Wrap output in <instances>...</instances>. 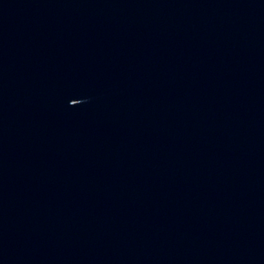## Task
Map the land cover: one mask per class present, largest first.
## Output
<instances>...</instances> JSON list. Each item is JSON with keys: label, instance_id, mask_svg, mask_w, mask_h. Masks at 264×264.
Masks as SVG:
<instances>
[{"label": "water", "instance_id": "95a60500", "mask_svg": "<svg viewBox=\"0 0 264 264\" xmlns=\"http://www.w3.org/2000/svg\"><path fill=\"white\" fill-rule=\"evenodd\" d=\"M0 264H264V0H0Z\"/></svg>", "mask_w": 264, "mask_h": 264}]
</instances>
